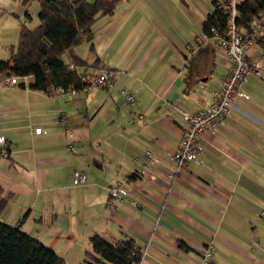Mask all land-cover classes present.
Segmentation results:
<instances>
[{
    "label": "crops",
    "instance_id": "0c3cea01",
    "mask_svg": "<svg viewBox=\"0 0 264 264\" xmlns=\"http://www.w3.org/2000/svg\"><path fill=\"white\" fill-rule=\"evenodd\" d=\"M212 7V0L118 2L109 20L120 22L114 36L102 46L91 36L73 47L88 65L97 59L111 71L109 87L46 94L29 87V75L19 77L18 86H0V134L7 143L0 156L14 164L0 160V186L10 192L8 202H17L13 218L21 217L8 225L51 248L63 264H80L89 235L112 238L119 232L139 249V264H199L206 242L208 264H264V80L254 73L245 77L244 95L233 99L213 130L202 132L198 161L177 174L169 162L184 129L172 106L188 112L206 107L229 65L214 38L187 47L202 33L200 22ZM11 13L1 15L16 17ZM246 54L264 65V41ZM121 88L132 93V104ZM60 112L62 124L53 120ZM34 126L43 132H31ZM28 138L39 145L36 153ZM64 146L76 155L58 180L54 164L69 155ZM145 148L155 156L151 180L133 176L132 158ZM28 166L36 169L37 184L22 197L24 176L16 168ZM74 170L85 174L76 188L68 183ZM114 181L122 193L109 206L106 186ZM58 189L66 190L60 200L52 197ZM29 219L34 234L23 230ZM46 226L56 227L45 232Z\"/></svg>",
    "mask_w": 264,
    "mask_h": 264
},
{
    "label": "trees",
    "instance_id": "16d2710c",
    "mask_svg": "<svg viewBox=\"0 0 264 264\" xmlns=\"http://www.w3.org/2000/svg\"><path fill=\"white\" fill-rule=\"evenodd\" d=\"M27 1L20 0V3L24 5ZM35 1L38 23L32 28L24 21L19 23L15 46H10L6 58H0V74L29 75L33 79L29 87L46 94L55 86L63 89L71 86L74 91L82 89L79 74L87 69L88 63L79 58L73 47L89 40L92 24L101 17H110L121 0ZM212 3L211 11L200 22V30L210 35L209 28L213 27L218 35H222L225 17L219 13L216 1L212 0ZM234 8V22L245 30L248 21L264 8V0H235ZM24 15L29 18L27 11ZM88 50H92L91 43ZM63 54L66 61L62 59ZM92 62L94 66L98 65L97 59ZM9 197L10 192H4L0 186V213ZM87 240L88 248L83 252L80 264H136L140 260L139 249L123 232L112 238L93 233ZM177 244L188 248L180 240ZM0 264H63V259L17 225L0 221Z\"/></svg>",
    "mask_w": 264,
    "mask_h": 264
},
{
    "label": "built area",
    "instance_id": "2783aa9c",
    "mask_svg": "<svg viewBox=\"0 0 264 264\" xmlns=\"http://www.w3.org/2000/svg\"><path fill=\"white\" fill-rule=\"evenodd\" d=\"M216 7L219 13L224 15V31L222 35H218L213 27L209 28L210 35L201 33L192 36L187 43L189 49H196L206 38L216 39L218 46L223 49L225 56L229 61L228 68L220 80L217 88L211 91V100L204 108H199L195 111L188 112L172 106L174 111H177L184 122V129L179 137L178 146L171 152L169 162L173 168L174 174H177L183 169L189 161H198L200 158V136L206 129L213 130L214 127L221 122L227 115L232 101L237 96H243L244 93L241 85L245 77L254 73L260 79L264 80V65L260 61H252L247 57V50L256 42L264 41V8L256 13L247 24V29H241L234 22L235 0H215ZM111 71L107 68L97 65L94 66L91 62L87 69L79 74V81L82 84V89L89 87H109L112 84L113 77ZM15 74H1L0 86L14 85L18 86V78ZM73 91L71 86L63 89L60 86L51 88V92L65 93ZM119 93L123 95L127 104H132L133 95L124 88L119 89ZM141 115H138V118ZM53 120L62 124L64 122L63 113H58L53 117ZM31 132L38 134L42 133L39 126H34ZM71 148V145L68 144ZM7 143L2 134H0V150L5 153ZM155 159L154 154L147 148L143 149L140 155L134 156L133 176L139 179H154L155 175L151 171V163ZM85 180V174L80 170L72 172V183L80 184ZM107 204L109 206L115 200L121 198L122 188L118 181H114L106 186ZM133 249H136L133 246ZM141 256V254H140ZM211 257V243L206 242L200 247L199 264H208ZM140 262V260H139ZM136 263V264H139ZM135 264V263H131Z\"/></svg>",
    "mask_w": 264,
    "mask_h": 264
},
{
    "label": "rangeland",
    "instance_id": "374dc122",
    "mask_svg": "<svg viewBox=\"0 0 264 264\" xmlns=\"http://www.w3.org/2000/svg\"><path fill=\"white\" fill-rule=\"evenodd\" d=\"M86 1H92V0H86ZM37 3L35 0H28L26 4L22 5L20 3V0H0V58H6L9 54V46H15L17 41V27L20 22L25 21L23 18V11H27L29 18L25 21V24L32 28L37 25L38 21L36 18V10H37ZM3 11L13 12L16 17L11 16L9 14H3L1 13ZM31 17V18H30ZM24 19V20H23ZM110 17H101L97 19L91 26V32L93 37V44L95 46H102V44L107 40H109L112 36H114L115 32L117 31V27L115 25L120 22L113 21V23L110 25L109 23ZM87 51V47L85 48V52ZM91 55V53L85 54L84 58H88ZM62 59L66 61L65 54L62 55ZM26 145L31 148V150L34 149V152L36 151L38 144H35L33 141H26ZM65 147V146H64ZM75 148V147H74ZM65 149L68 151V149L65 147ZM30 151V150H29ZM36 153V152H35ZM35 158H37V154H35ZM69 155L66 157L59 156L58 163L54 164V169L58 171L56 173L58 175V180H62L66 176V171L68 168L72 165L73 158L70 155H76V152L73 154L68 151ZM48 155H45V157ZM0 160L5 161L6 166H12L13 167V159H6L5 157L2 158L0 156ZM38 160V159H37ZM13 164V165H12ZM17 169V173L24 176V189H19V193H21V196L24 197L25 195L32 193L33 194V188L37 184L35 173L36 169L33 171L30 166H28L27 170L23 169ZM65 173V174H64ZM26 177V179H25ZM37 179H39V174L37 175ZM70 185H72L74 188L78 187V185H74L72 183V177L70 178L69 182ZM66 196V190L64 189H58L53 191L52 197H55L56 199H62ZM41 197V194H39V198ZM11 201L8 202L3 209V211L0 213V221L4 222L5 224H14V220L16 218H13L14 213H10L17 202H15L14 198L10 199ZM62 221V218L60 219ZM32 223L31 219L28 220L27 224L24 225L23 230H27L28 233L34 234V231L30 229V224ZM56 226H46L44 228L50 232L53 231ZM60 227V224L58 225ZM46 232V231H45Z\"/></svg>",
    "mask_w": 264,
    "mask_h": 264
}]
</instances>
